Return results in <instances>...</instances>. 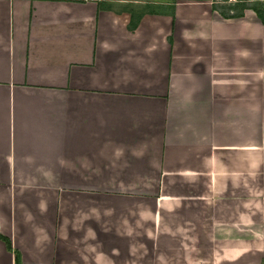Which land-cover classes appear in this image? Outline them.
Returning a JSON list of instances; mask_svg holds the SVG:
<instances>
[{
  "label": "crops",
  "instance_id": "crops-1",
  "mask_svg": "<svg viewBox=\"0 0 264 264\" xmlns=\"http://www.w3.org/2000/svg\"><path fill=\"white\" fill-rule=\"evenodd\" d=\"M115 1L0 0V264H262L264 24Z\"/></svg>",
  "mask_w": 264,
  "mask_h": 264
},
{
  "label": "trees",
  "instance_id": "trees-1",
  "mask_svg": "<svg viewBox=\"0 0 264 264\" xmlns=\"http://www.w3.org/2000/svg\"><path fill=\"white\" fill-rule=\"evenodd\" d=\"M156 1L158 2V5H161L160 3L165 2L170 6V8H172L174 6L175 1L177 0H156ZM194 1H204V0H194ZM212 8L216 10L223 17H229V18L240 17L244 9H251L256 14L260 22L264 24V3H262V1L260 0H237L234 3L225 6H222L217 2H212ZM135 24H136V20H134L132 16V20H130L128 26L130 29H132L135 26ZM0 239L5 243L7 250L12 251L9 240L3 237L2 235H0ZM14 263L20 264L19 255L15 251H14ZM262 264H264V262Z\"/></svg>",
  "mask_w": 264,
  "mask_h": 264
},
{
  "label": "rangeland",
  "instance_id": "rangeland-1",
  "mask_svg": "<svg viewBox=\"0 0 264 264\" xmlns=\"http://www.w3.org/2000/svg\"><path fill=\"white\" fill-rule=\"evenodd\" d=\"M122 4L124 5H130V9H132L131 11L134 12H140V11H156L159 10L160 7H158V5H152L150 4L151 2H157L156 0H121ZM211 2H217L222 6L228 5L230 3H234L237 0H210ZM261 1V0H260ZM113 2H116L115 0H113ZM133 2V3H132ZM136 2V3H134ZM150 2V3H148ZM148 3V4H146ZM263 3V2H262ZM117 5H120L117 3ZM120 7V6H118Z\"/></svg>",
  "mask_w": 264,
  "mask_h": 264
},
{
  "label": "built area",
  "instance_id": "built-area-1",
  "mask_svg": "<svg viewBox=\"0 0 264 264\" xmlns=\"http://www.w3.org/2000/svg\"><path fill=\"white\" fill-rule=\"evenodd\" d=\"M82 1H100V0H82Z\"/></svg>",
  "mask_w": 264,
  "mask_h": 264
}]
</instances>
